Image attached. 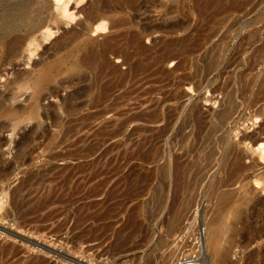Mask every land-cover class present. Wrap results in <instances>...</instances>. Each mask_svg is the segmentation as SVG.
Here are the masks:
<instances>
[{
  "label": "bare ground",
  "instance_id": "1",
  "mask_svg": "<svg viewBox=\"0 0 264 264\" xmlns=\"http://www.w3.org/2000/svg\"><path fill=\"white\" fill-rule=\"evenodd\" d=\"M247 2L174 0L158 8V25H141L134 16L147 0H87L78 10L83 20L55 41L62 53L55 63L35 76L13 75L8 85L17 93L11 100L26 93L28 100L20 112L0 93V133L10 137L9 141L0 139V152L4 146L9 151L11 144L15 149L10 161L0 160V185L26 166L29 147L44 133L40 120L48 119L56 133L45 138L44 156L31 159L38 165L17 187L9 192L0 187V264H49L42 257L49 249L39 241L24 240L21 234L43 228L75 200L102 197L94 204L96 210L73 217L74 226H86L76 242L106 239L110 226L118 223L121 228L115 236L124 238L132 220L127 217L106 224L120 212L115 203L108 206L107 202L120 194L127 181L146 187L154 210H167L169 220L162 223L169 229L183 225L190 229L198 210H212L207 241L215 245L222 239L231 242L233 231L223 222L244 210L246 264H264V171L257 167L254 151H240L229 137L230 131H238L251 119L264 120V43L254 49L255 56L247 63L256 37L248 31ZM47 3L0 0V50L5 59L17 58L22 50L29 53L31 47L30 54L34 53L61 29L59 17L70 18L60 12H65L66 4L63 9L56 6L54 16ZM233 15L235 20H231ZM236 28L242 32L237 34ZM91 33L100 39L91 38ZM155 34L157 40L146 46L143 39ZM232 34L238 41L227 53ZM110 57L126 71L115 67ZM169 63L172 69H167ZM257 66H263L260 73ZM60 75L65 76L58 84L63 90L76 82L84 85L47 116L39 112L40 99L44 91L49 98L58 97L56 88L47 87ZM185 87L197 94L203 90L217 94V108L203 112L187 94L185 100ZM25 120L32 124L26 133L19 128ZM18 135L19 141L13 143L11 139ZM240 142L256 145V152L263 155V138L242 136ZM59 162L61 167L55 164ZM251 179L258 189L249 185ZM113 180L105 193L106 184ZM236 199L239 207L224 217L220 210H228ZM26 244L33 248L32 254Z\"/></svg>",
  "mask_w": 264,
  "mask_h": 264
},
{
  "label": "rangeland",
  "instance_id": "2",
  "mask_svg": "<svg viewBox=\"0 0 264 264\" xmlns=\"http://www.w3.org/2000/svg\"><path fill=\"white\" fill-rule=\"evenodd\" d=\"M173 1L174 0H147V3L142 6V9L135 14V22L141 25H158L161 15L158 8L160 6L167 7L171 5ZM86 3L87 0H83V2L80 4H77L75 0H62V2L57 4L56 2H54V0H48V3L45 5V7H47L49 9V13L54 16H56L57 14L55 7L61 6V8L63 9L64 4H66L65 12H60L63 15L69 16L70 18L63 19V17H59V20L61 21V29L58 32H55L53 30V32L55 33L47 41L41 42L39 47L32 54H30L31 52H33V48L31 47L32 51L29 53L22 50L17 58L13 57L5 59L4 54L1 52L2 50H0V93H5V96L10 98V103L15 109L18 108L20 109L19 111L22 112L24 107H26L27 105L25 100H28V93L20 98L11 100V97H13V95H16L17 93L12 88L14 86L8 85V83L13 79V75L30 73L35 76L39 73L40 70H47L50 66H52L53 63H55V61L62 55V53H58L55 41L62 35L64 31L69 30L70 28L74 27L76 23L83 20L82 15L78 14V10L85 6ZM247 11V20L249 21L248 31L256 35L255 43L252 44V48L250 49L248 56L247 63H250L255 56L254 49L264 43V0H248ZM236 18L237 16L233 15L231 20H235ZM64 23H68V25H64ZM241 32V28H236L237 34ZM220 33L222 34L223 31H221ZM36 36H38V34H36ZM90 36L93 39H100V37L94 33H91ZM157 38L158 35L155 34L150 38H144L143 43L146 46H149L150 43L154 40L156 41ZM236 39L237 37L232 34V36L230 37V42L227 46V53L232 51L233 47L238 41ZM109 60L115 67H118L120 71H126V67L122 66L118 60L113 59L112 57H110ZM166 67L167 69H172L173 65L169 63L166 65ZM262 69L263 66L256 67V71L259 73L260 71H262ZM54 71L55 70H52V72ZM64 77V75L55 76L48 84L47 89H57L58 97L56 99L54 97L49 98L47 96V91H44L42 93L43 99H40L41 101L39 104L40 113L46 114L48 116L47 113L52 111L54 109L53 107L56 108L60 104L61 100H64L66 96L70 94V92L84 85V83L76 82L70 88L63 90L58 87V84H60L64 80ZM182 93L185 96L186 94L190 96L191 100L197 101L202 111L209 110V108L211 110H215L217 108V103L220 100V96H218L217 94L211 95L206 90H203L199 94H197L185 87L183 88ZM20 94L23 93L21 92ZM188 96H186L185 100L188 99ZM215 101L216 104H214ZM246 115L250 116V111H247ZM110 117L111 115L106 116L107 119H109ZM40 124L44 128V133L39 135L37 141L33 142V144L29 147L26 166L20 167L11 175L8 182L4 183V185H0V187H2L7 192L17 187L21 181V178L36 168L38 163L31 162V159H34L36 156H44L43 145L45 143V138L56 133L55 129L50 126L48 119L40 120ZM31 125L32 124L30 122L28 123V121L25 120L19 128L23 129L26 133ZM18 133L20 135L21 131H19ZM19 135L11 139V141L13 143H17L19 141ZM242 136L261 137L264 139V120L261 118H258L256 121L255 119H251V121L245 122L243 125L239 126L238 131L232 130L229 134L230 139L237 145V148L240 151L247 153H251L252 151L255 152L253 155V159L256 162L257 167L261 168L264 171V153L262 155L256 152V145H248L247 142H240V138ZM0 139L9 141V134L0 133ZM14 152L15 149L13 144H11L9 151L7 150L6 146L2 147L0 152V160L4 162L10 161L12 156L14 155ZM55 164L57 167L62 166V163L60 162ZM216 177L217 179H221L222 174L218 173ZM115 181L116 180H113L106 184L104 188L105 193H108V191L114 185ZM249 185L255 188V190L258 189V186L254 184L252 179L249 181ZM237 189L238 193L243 192L241 186H237ZM119 193L120 194L115 198H111L110 200H108L107 205L110 206L115 203L117 205L115 210H120V212H122L121 214L119 212L116 218H110L106 222V224L109 225L111 222H114V220L118 221V219L124 220L127 217L130 218L132 220V223L129 224V229L124 233V238L118 239L115 236V232L121 228V224L118 223L110 226L109 235L106 239L94 242H79L81 244L76 242V236L78 237L79 234L86 229V226H74L75 223H72L76 220L74 218H80L79 216L83 217V215H86L88 213L87 210H96L94 204L100 201L102 197L97 199L72 201V203L66 208V210H62L54 220L46 223L43 228L39 229L40 231L32 230L30 233L21 234V236L24 240L27 239L31 242L39 241L42 245H44V247H47L45 249H49L51 254L48 252L45 256L43 255L42 257L47 259L49 264H169L170 262L171 264H246L247 250L244 246L246 218L244 210H240L241 215L237 218H231L232 220L226 219L223 222V225L227 230L233 231L230 237L231 242L227 241L226 239H222L215 245L214 242L209 243L207 241V235L209 233L208 228L210 222V213L212 210H198L199 212L197 214L198 219L196 221V224L190 229L188 227H184V225L179 229H169L162 223L169 220L167 210H154L146 187H144V189L139 188V184L137 185L136 181H127L124 183V187H122ZM260 196H262V194L258 195L259 198ZM5 199H8V196H6ZM239 205V201L238 199H236L230 203V207L228 208V210L220 211L222 212V215L224 217H227L230 216V214L234 212L233 209L239 207ZM74 210H82L81 212L78 211L82 214L75 212ZM75 215H77L78 217H76ZM194 215L196 214L194 213ZM84 218L86 217L84 216ZM190 220L188 221V223L190 222ZM198 223L200 224L198 225ZM133 228L134 232H132L131 230ZM72 239H75V242H73L74 240ZM233 241L236 244L233 243ZM187 245L191 247L190 249H192V251H190ZM18 246H20V244H18ZM29 246V244H26V248L29 249ZM184 247H186L187 249ZM32 250L33 248L28 250L29 254H32ZM52 251L54 252L53 254L56 259L53 256ZM214 252H218V254L216 255ZM167 258L169 259V261ZM166 259L167 261L165 262L164 260ZM159 261L162 263H160Z\"/></svg>",
  "mask_w": 264,
  "mask_h": 264
}]
</instances>
